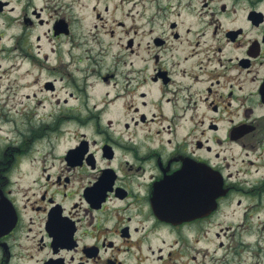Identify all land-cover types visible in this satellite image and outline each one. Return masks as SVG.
<instances>
[{
  "label": "flooded vegetation",
  "instance_id": "obj_1",
  "mask_svg": "<svg viewBox=\"0 0 264 264\" xmlns=\"http://www.w3.org/2000/svg\"><path fill=\"white\" fill-rule=\"evenodd\" d=\"M5 21L20 66L60 70L78 40L110 117L57 98L87 125L58 163L0 161L15 211L0 264H264V0H0L1 37Z\"/></svg>",
  "mask_w": 264,
  "mask_h": 264
},
{
  "label": "rangeland",
  "instance_id": "obj_2",
  "mask_svg": "<svg viewBox=\"0 0 264 264\" xmlns=\"http://www.w3.org/2000/svg\"><path fill=\"white\" fill-rule=\"evenodd\" d=\"M84 10L86 16L91 13L87 8ZM189 19L190 17L187 16L186 20ZM164 21H167L166 17ZM196 25L197 23L192 24L191 27L195 28ZM37 28L45 30V27ZM2 30L4 36L0 42V151L3 152V156L0 161L5 165L21 161V167L26 168L28 165L32 168L33 165L28 158L32 159L42 149H45L46 157L50 158L47 159L48 162L58 163V159L52 160L51 158L58 156L66 146L74 141V137L80 131L86 129L87 125L83 122L78 124L76 120L69 117L68 113L63 115V106L57 104L56 99L67 98L69 109L81 104L80 111L77 109L71 115L85 113L86 117L103 115L104 119H107L110 117L107 110L98 112L101 104L94 106L93 102L99 97L102 98L104 92L109 90V86L97 84L98 77L94 71L90 72L87 69L84 75L78 72V56L81 55V50L77 47L78 40L68 38L63 47L65 60L62 59L61 69L56 73V76L62 79L56 82L54 90L45 89L43 86L45 80L53 77L55 73H52L50 69L40 68L38 63L36 66L29 64L20 66L21 61L14 53V41L20 30L19 25L5 21ZM37 32L36 29L34 33ZM42 36L43 40L41 39L40 43L42 47H45L47 40L44 35ZM203 40L204 38L201 39L198 48H203L207 44ZM18 49L22 50L21 44L18 45ZM81 76H85L83 85L86 92L82 90ZM96 84L100 87L95 88ZM91 85H94V89ZM48 113L52 116L47 119L39 118V116H47ZM15 148H19L20 151ZM54 170L55 167H52L50 171ZM31 171L32 175H35V171ZM10 178L9 188L13 192L22 190L21 195L23 188L31 182L30 174L20 172L18 168L13 169ZM21 195L20 193L17 195L20 204L23 199L25 202L24 196ZM196 246L199 249V246ZM28 251L32 250L28 249ZM13 258L14 264H22V262L26 264L28 254H17Z\"/></svg>",
  "mask_w": 264,
  "mask_h": 264
}]
</instances>
